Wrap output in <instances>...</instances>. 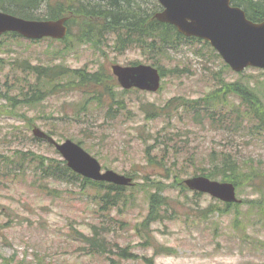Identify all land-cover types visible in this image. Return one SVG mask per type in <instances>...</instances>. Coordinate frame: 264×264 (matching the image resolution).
I'll use <instances>...</instances> for the list:
<instances>
[{
    "label": "rangeland",
    "instance_id": "obj_1",
    "mask_svg": "<svg viewBox=\"0 0 264 264\" xmlns=\"http://www.w3.org/2000/svg\"><path fill=\"white\" fill-rule=\"evenodd\" d=\"M50 1L56 6L59 0ZM79 31L75 24L68 43L1 36L0 83L7 98L19 95L25 85L24 61L90 71L100 67L109 71L112 63H150L137 49L119 50L112 34H101L94 45L81 42ZM160 62L168 72L161 90L123 95L117 88L120 104L109 99L102 107L92 102L87 110L81 109L86 96L79 90L51 95L34 106L19 102L13 108L0 99V264H264V136L234 135L185 107L154 119L143 111L175 98L206 97L225 81L252 80L258 91L264 72L251 68L236 73L200 42L185 45ZM259 98L264 102V96ZM237 99L242 102L234 95L230 104ZM34 125L48 133L53 129L61 142L82 140L104 170L132 176L135 184L123 191L117 206H106L103 191L87 182L45 179L33 167L14 170L19 165L14 156L22 151L61 158L54 146L34 138ZM223 151L237 156L242 173L254 171L261 178L251 182L255 186L241 181L239 196L247 199L246 204L212 213L208 209L218 201L183 189L176 181L204 168ZM1 157L14 163H3ZM174 163L179 168L172 181L166 167L173 168ZM160 190L170 207L147 222L150 195ZM92 239L107 240L109 250L92 251L88 246ZM121 248L132 254L123 257Z\"/></svg>",
    "mask_w": 264,
    "mask_h": 264
},
{
    "label": "trees",
    "instance_id": "obj_2",
    "mask_svg": "<svg viewBox=\"0 0 264 264\" xmlns=\"http://www.w3.org/2000/svg\"><path fill=\"white\" fill-rule=\"evenodd\" d=\"M39 1L41 0H0V9L25 18L40 19L42 17L38 15L37 10ZM235 2L240 4L239 0H235ZM157 7L158 4L154 1L153 10L157 9ZM259 9L262 10L261 15L263 16L264 7L260 5ZM69 11H73L75 18L80 17L85 23L80 24V27L83 29L81 36L84 39L90 40V36L92 37L96 33L100 34L103 30L116 31L118 32V43L121 50H125L129 46L141 48L140 50L149 59L153 60V64L163 70V74H165V71L162 68L160 60L173 51H178L183 40V36L178 33L175 27L159 22L154 18L153 13H149L142 8L138 0H69V3H66V0L62 2L59 0L53 11L44 16L56 19L61 15L68 14ZM8 36L18 38V35L13 33L8 34ZM23 63L24 65L21 68L26 70L27 74L23 79L25 85L21 87L19 95H9L7 98L0 83V99L6 98L13 108L19 102L34 106L47 100L51 95L72 89L75 90L76 88H80L88 96V99H92L100 105L104 103V96L112 100L116 98L114 91L115 79L112 73L107 72L103 67L92 72L85 69H72L63 64L33 65L27 61ZM170 72L174 73V71ZM29 74L32 76V79H28L30 77ZM233 94L242 95V98H246V96L250 97L252 102L250 104L251 108L258 109V116L264 114V105L260 103L254 92L239 82L225 83L217 93L204 99L182 103L181 99L177 98L171 100L164 107L147 111L160 117L167 113V111L170 113L178 111L183 105L195 110L203 108L208 118H211L213 121L217 119L218 123L223 124L226 121L229 122V118L224 119L226 114L223 113L222 109L228 105V99ZM176 100L180 101L174 103ZM201 101L205 103H201ZM84 108L87 109L88 105L84 104ZM215 114L217 117H215ZM237 114L236 109H233L232 118L235 122ZM51 131V133H54L53 129ZM80 142L83 143L82 140ZM230 155L225 154V151H223L218 157L210 160L212 164L211 169L210 167H204L196 170L194 173L201 172L210 177L221 176L224 180L228 179L239 184V165L236 161L229 158ZM14 157L18 158L19 164L14 170H26L29 167H33L45 179L54 178L69 183L76 182L78 177H80L68 168L65 161L58 158L48 159L44 155L25 151H22L21 154L17 153ZM1 158L4 159L3 163H7L10 166L14 163L13 159ZM148 160H153L150 154L148 155ZM173 166V168L168 167L170 173H173L172 171L175 168H179L178 164H174ZM84 181L98 187L100 191H104L102 202L106 206H117L123 200L124 194L122 191L124 187L92 182L90 180ZM102 187L105 188L103 189ZM163 198L157 193L150 195V213L147 222H152L158 218L161 209L165 207ZM88 242V246H90L92 251L106 252L109 250L108 246L104 244L107 243V240L98 241L97 239H92ZM121 255L128 257L131 253L126 248H123Z\"/></svg>",
    "mask_w": 264,
    "mask_h": 264
},
{
    "label": "water",
    "instance_id": "obj_3",
    "mask_svg": "<svg viewBox=\"0 0 264 264\" xmlns=\"http://www.w3.org/2000/svg\"><path fill=\"white\" fill-rule=\"evenodd\" d=\"M160 1L166 10L156 14L159 20L176 25L188 36H201L210 40L235 70H242L249 65L264 68V23L254 24L247 20L243 11L230 6V0ZM65 21V18L29 20L0 11V35L12 31L31 39L44 36L63 38L67 33ZM113 70L126 88L137 86L156 91L160 86L159 72L152 66L115 65ZM34 134L55 144L68 165L86 177L120 185H127L132 180L112 170L102 173L99 161L71 140L60 144L39 128L34 129ZM186 183L192 189L210 192L224 200H236L232 184L211 181L202 176L188 179Z\"/></svg>",
    "mask_w": 264,
    "mask_h": 264
},
{
    "label": "flooded vegetation",
    "instance_id": "obj_4",
    "mask_svg": "<svg viewBox=\"0 0 264 264\" xmlns=\"http://www.w3.org/2000/svg\"><path fill=\"white\" fill-rule=\"evenodd\" d=\"M245 1V0H244ZM253 1H257V0H253ZM246 2V1H245ZM250 10L251 11H256V12H258V11H260V9H259V6L258 5H254L253 7L252 6H250Z\"/></svg>",
    "mask_w": 264,
    "mask_h": 264
}]
</instances>
